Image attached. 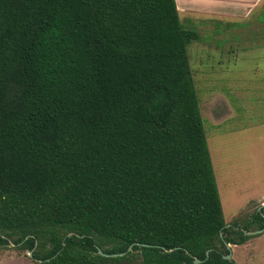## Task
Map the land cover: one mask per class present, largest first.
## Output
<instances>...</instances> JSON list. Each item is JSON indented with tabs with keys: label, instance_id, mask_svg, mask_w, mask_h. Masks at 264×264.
<instances>
[{
	"label": "trees",
	"instance_id": "16d2710c",
	"mask_svg": "<svg viewBox=\"0 0 264 264\" xmlns=\"http://www.w3.org/2000/svg\"><path fill=\"white\" fill-rule=\"evenodd\" d=\"M198 40L175 0H0V247L33 264H235L226 243L263 230L264 206L225 222Z\"/></svg>",
	"mask_w": 264,
	"mask_h": 264
},
{
	"label": "rangeland",
	"instance_id": "374dc122",
	"mask_svg": "<svg viewBox=\"0 0 264 264\" xmlns=\"http://www.w3.org/2000/svg\"><path fill=\"white\" fill-rule=\"evenodd\" d=\"M179 17L184 29L199 35L187 52L223 215L231 225L264 206V10L258 21L203 17L194 23L195 15L185 12ZM251 236L231 246L235 264H264V229ZM0 264L33 262L10 243L0 247Z\"/></svg>",
	"mask_w": 264,
	"mask_h": 264
},
{
	"label": "crops",
	"instance_id": "0c3cea01",
	"mask_svg": "<svg viewBox=\"0 0 264 264\" xmlns=\"http://www.w3.org/2000/svg\"><path fill=\"white\" fill-rule=\"evenodd\" d=\"M175 3L179 13L195 15L191 18L194 23H202L203 17L211 21L226 18L234 22L248 18L258 21V14L264 10V0H175Z\"/></svg>",
	"mask_w": 264,
	"mask_h": 264
},
{
	"label": "water",
	"instance_id": "95a60500",
	"mask_svg": "<svg viewBox=\"0 0 264 264\" xmlns=\"http://www.w3.org/2000/svg\"><path fill=\"white\" fill-rule=\"evenodd\" d=\"M261 231L262 230H258V231H248V232H245V234L248 235V236H251V235L258 234ZM137 245L138 246H148V245H144V244H137ZM226 248L229 250V254L227 256H225L224 258L230 260L231 259V254H232V252H231V245L226 243ZM131 249H132V246H129L127 252L131 251ZM97 250H98V253L101 256H116V255H107V254L103 253L100 249H97ZM118 255H123V254H118ZM29 256H31V252L29 253ZM199 262H200L199 260H195L194 261V264H197Z\"/></svg>",
	"mask_w": 264,
	"mask_h": 264
},
{
	"label": "flooded vegetation",
	"instance_id": "af4514ba",
	"mask_svg": "<svg viewBox=\"0 0 264 264\" xmlns=\"http://www.w3.org/2000/svg\"><path fill=\"white\" fill-rule=\"evenodd\" d=\"M256 231H258V230H256Z\"/></svg>",
	"mask_w": 264,
	"mask_h": 264
}]
</instances>
